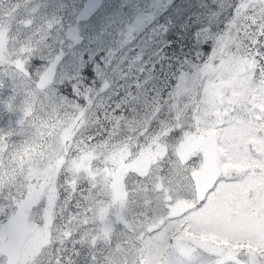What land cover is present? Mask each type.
I'll list each match as a JSON object with an SVG mask.
<instances>
[{
	"label": "trees",
	"instance_id": "1",
	"mask_svg": "<svg viewBox=\"0 0 264 264\" xmlns=\"http://www.w3.org/2000/svg\"><path fill=\"white\" fill-rule=\"evenodd\" d=\"M88 3L92 7L87 15L80 14ZM261 5L264 0H0V224L27 195L38 197L29 220L33 227L40 226L45 242L28 264L155 260L167 232L168 209L153 191L154 178H167L176 168L182 160L178 146H190V135L204 137V122L199 119L207 107L204 87L218 86V102L231 105L223 109L221 119L212 117L216 146L242 141L240 146L250 148L248 164L257 160L256 177L264 179V155L255 160L251 154L255 143L264 144V38L260 43L251 38L260 37L256 26L262 23ZM150 12L155 13L154 20L138 22ZM76 27L81 40L73 42L66 33ZM58 54L53 81L39 89V75ZM102 57L103 63H98ZM230 61L246 69L240 74L244 94L234 90L238 79L226 80L237 75L217 83L229 74L217 73L216 68ZM86 65H94L96 71L79 79ZM194 75L201 76L196 83ZM69 79L80 85L75 96L68 92ZM256 116L259 122L249 123ZM102 122L111 124V134L89 147L86 140L94 137L85 130L94 128L104 135L108 128L102 132ZM67 131L69 140L63 138ZM149 145L167 148V155L152 158L144 176L127 168L125 220L116 223L112 239L94 250L92 232L80 234L84 226L92 225V214H85L94 198L92 184L97 182L103 190L106 172L116 165L114 158L128 151L134 159L137 150ZM86 153L93 157V176L88 169L72 188L69 181L76 175L70 164ZM185 166L190 171L195 167ZM216 187H221L220 181ZM259 190L258 198L251 199L253 206L245 208L247 213L264 198V182ZM185 192L190 197L191 187ZM151 223L164 226L150 232ZM53 230L60 233L59 244L44 254ZM31 236L35 243V233Z\"/></svg>",
	"mask_w": 264,
	"mask_h": 264
},
{
	"label": "rangeland",
	"instance_id": "2",
	"mask_svg": "<svg viewBox=\"0 0 264 264\" xmlns=\"http://www.w3.org/2000/svg\"><path fill=\"white\" fill-rule=\"evenodd\" d=\"M92 7V6H91ZM90 8L86 7L82 11V15H86L88 10ZM132 28V27H130ZM74 31V37L77 38V27L73 30ZM3 34H1V37ZM224 47V46H223ZM225 50V47L223 48ZM238 72V75L236 78H228L227 76H220L217 83L221 84L226 78V80L229 79H238L236 82V86L234 90H239L241 94L245 93V86L244 81L242 78H240V74L244 73L246 69L244 68V65H241L240 67L236 64L234 66ZM216 72L218 73V69L216 68ZM201 76L197 77V75L193 76V81L198 82L200 80ZM209 89V87L203 88V96L205 100L206 90ZM259 121H256V119L249 120V123H257ZM238 124V123H236ZM237 131V129H236ZM238 132V131H237ZM204 135V134H203ZM191 137V138H190ZM189 138H187V142L190 147L193 149V152L198 155V158L195 160L197 163V168H200L202 160L207 159L209 162V166L207 167L210 172H213L216 175V172L220 171V168H222V171H225L226 177H239L241 180H243L242 183L238 182H229V181H220L221 185H225L223 187H217L213 192L209 194V198L212 200H220L223 207L227 210L230 217L239 224L240 228L247 232L248 235H242L236 238L235 240H229L225 244H221V241L219 239L213 240L211 239V234H202L199 232H194L191 227H179L177 230V233H179L181 230L185 233H191L202 240H205L206 243L212 244V245H219L221 247H227L231 245L233 250L237 253H241V256L237 258H231L234 261H236L239 264H247L251 259H255L258 262L264 261V250L259 249L258 245L254 243L253 241L256 239L254 233L258 232L262 226H264V198L259 199L258 205H256L252 210L248 213L245 210V208H249L250 206H253V203L251 202L252 198H258V196H254V188H258V178H255V175L257 173H242L241 171H244L245 166H253L252 162H249L248 159L243 157V154L245 152H242L240 148V143L242 141H237V146H232L227 143H225L221 149L217 147V149L214 151L208 143H204L203 145L199 146V142L202 140H206L208 135H204V137L199 136H193L190 135ZM232 138L236 137L234 135H231ZM63 138L65 140H69L71 138L70 132L67 131ZM156 147V146H155ZM152 147L147 146L144 149H140L138 152L135 153V158L131 159V154L128 151H124L123 156L117 158H114L115 166L108 169L106 172V175L108 176V180L105 178V181L102 185L104 186L103 190L100 189V186L97 184V182H94L92 184V195L93 199L91 201V204L89 205L88 212L85 213L86 215L92 214V225L90 227H83L80 234L85 233V231H91L89 236H93V242H94V250H97L96 247L101 246L102 242H105L107 238H109V230L115 229V225L112 226V219L116 216H121L123 214L125 203L122 205L120 201H117L115 199L116 192L119 191L122 194H124V176L127 168L131 167V169H137L140 165H143L146 160L149 158L150 154L157 157L161 149L159 147ZM257 156L262 157L264 155V146L259 144L255 147ZM222 151L224 152V156H222ZM217 153L219 154L220 162L216 163L217 160ZM90 153H86L84 155H81L77 158L75 162H71V167L74 166V170L72 171L73 175H76L72 179V181H69V186L72 188L76 187V180L77 176H81L83 178L90 169V174L93 176L92 173V155H88ZM186 156V153L183 155H180V158H184ZM137 160H142L143 162L138 163ZM218 166V167H217ZM236 169V174L228 172V170H234ZM203 171V170H202ZM201 171V172H202ZM47 174V173H46ZM45 174V175H46ZM103 176V175H102ZM45 178V177H44ZM42 179V182L44 180ZM93 178V177H92ZM79 179V178H78ZM254 179V180H253ZM262 182V181H261ZM45 185L49 186V183H46ZM107 186V189H106ZM46 191V187L43 186L42 193ZM102 192V195H100ZM29 193V192H28ZM186 194V192H184ZM38 197L27 195L25 199L21 202L24 204L25 211L23 213V216L26 220L27 225H29L28 230L26 233L22 235H16L13 236L12 234H9L7 231L4 232V240L3 243L5 245L8 244H15L17 247L14 250V256H16L19 259V264L22 261V264H28V259H32V255H36L41 251V245L44 243V236L41 234L42 229L40 226L33 227V222L29 220L31 218L30 211H35L36 207H34L33 202L37 200ZM19 202V203H20ZM206 203V201H205ZM33 205V206H32ZM187 206V204H185ZM35 208V209H34ZM101 209H103V217H101ZM43 210V209H42ZM191 215H195V212H191ZM47 214H50L47 211ZM190 218V217H189ZM188 219V218H187ZM9 218L0 224V226H7L8 225ZM86 223H89V220L87 219ZM182 224L186 225V222L183 220ZM96 226V227H95ZM95 231V232H94ZM35 233L36 242H32V236L31 234ZM79 234V235H80ZM248 237H251L247 239ZM253 239V240H251ZM37 245L35 249H29L26 247L27 245ZM168 245L165 247L167 248ZM175 246L171 247V251L174 249ZM251 248V250H250ZM3 253V252H0ZM126 253V252H125ZM124 253V254H125ZM159 253L164 254L163 251H160ZM253 253L255 254L253 256ZM159 254V255H161ZM158 255V256H159ZM156 256V261L154 264H163L162 259L160 257ZM195 256V255H194ZM94 258H92L93 260ZM118 259L113 260V264ZM96 262V261H94ZM197 263V262H195ZM126 264H130L129 262H126ZM166 264V262L164 263ZM168 264V263H167Z\"/></svg>",
	"mask_w": 264,
	"mask_h": 264
},
{
	"label": "snow or ice",
	"instance_id": "3",
	"mask_svg": "<svg viewBox=\"0 0 264 264\" xmlns=\"http://www.w3.org/2000/svg\"><path fill=\"white\" fill-rule=\"evenodd\" d=\"M260 7V18L262 23L256 26L260 31V37L251 36V38L255 40L256 43H260V39L264 38V5H261ZM233 14L235 15V9L233 10ZM154 19V12L142 14L141 17L137 18L139 23H143L144 20L152 21ZM197 31H199V26L197 28ZM211 43L212 41L209 40L203 46L205 47V49H208ZM170 46L171 45H169V47ZM17 63L19 66L23 67V63L21 61H18ZM98 63H103V60H99ZM95 71L96 68L94 65H86L85 68L80 70L81 75L79 79H82L83 75L86 72L95 73ZM218 71H221V73L227 71L229 77L238 75L236 68L233 66V62L231 61ZM262 71H264V69H262ZM65 83L67 85L68 92L71 95L75 96L77 88L80 87V85L77 83V79H69L65 81ZM46 84L47 81H42L41 86H46ZM63 87L64 84H61V88ZM218 93L219 87L215 85H210L209 89L206 90L205 101L207 107L199 117V119L203 120L204 122V128L201 130L204 135L211 136L213 134L212 130L215 127V120H213L212 117H215L216 120L221 119L224 115L223 109L225 107L231 106L230 104L222 105L221 103H219ZM261 95L262 97H264V93H261ZM217 109H220V111H217ZM231 122L232 121L230 119L229 123ZM221 131H223V129H221ZM185 163L186 162L183 161L178 162L176 168L174 170H170L167 178H154L153 191L159 193V199L164 205V207L168 209L169 214L172 212L175 203L184 202L182 197L185 190L189 187H191V199L193 201L200 199V190L195 187L193 176L199 175L200 171L209 166V162L207 159H203L200 168H198L195 172L190 171L185 166ZM115 199L117 201H120L122 205L126 202L125 195L119 191L116 192ZM15 207L17 210L14 211L13 214L9 217L8 225L0 226V252L7 251L10 257L9 264H16V261L14 259V250L17 246L15 244L5 245L3 243L4 232L7 231L9 234L16 236L26 233L29 228V225H27L26 220L23 216L24 204L18 203ZM103 211L104 210L101 209V217H103ZM190 211L195 212L196 214L190 216L185 226L191 227L194 232H199L202 234H211L210 238L213 240L219 239L221 241V244H225L229 240H235L239 236L248 235V233L244 232L240 228L239 224L230 217L220 200L210 199L207 193L204 194V199L201 200L200 204L194 205L193 209H191ZM178 227V225L169 224L168 230L176 233L174 238L177 240V245L175 247L180 249L182 247L184 233L182 232V230L177 233ZM253 235H255L256 237L253 242L258 245L259 249L264 250V226H262L261 229ZM215 252L219 258L214 262V264H237L236 261L231 259L235 256V252L231 245L227 247L216 248ZM254 255L255 254L253 253V256ZM146 264H154V261H148L146 262ZM185 264H195V261L194 259L190 258L188 261L185 262ZM247 264H264V261L258 262L255 259H251L249 262H247Z\"/></svg>",
	"mask_w": 264,
	"mask_h": 264
},
{
	"label": "flooded vegetation",
	"instance_id": "4",
	"mask_svg": "<svg viewBox=\"0 0 264 264\" xmlns=\"http://www.w3.org/2000/svg\"><path fill=\"white\" fill-rule=\"evenodd\" d=\"M179 211H181L179 209V207L177 205H174L172 213L170 214L168 220L164 223V225H166L165 229L167 230L165 236H167L170 233H173V231L168 230V225L172 224V225H178L179 227H185L183 225L179 224ZM120 220H125L124 216H116L115 218L112 219V226L115 225V229H110L109 230V239H112L113 236L115 235L116 231H117V225L116 223ZM158 220L153 221L152 223H154L153 225L157 224ZM152 223L149 225V227H147V230H149L150 232L153 231H158L161 229L162 226L159 227H152ZM182 223V222H181ZM178 227V228H179ZM177 228V230H178ZM176 235V233H174ZM170 246V243L167 241V239H163L161 245H160V250L162 248H165L166 246ZM177 245V240L175 243V246ZM211 245V249L210 252L205 253L201 250H199L198 248H196L194 245H192L191 243L187 242L185 240V237L183 238L182 241V247L180 249H178L177 247H174V249L168 253L165 254H157L158 257H160L162 259V263L164 264L166 262L169 264H185L186 261H188L190 258L194 259L195 264H213L216 261V252H215V245ZM195 255V256H194ZM156 259V256H155Z\"/></svg>",
	"mask_w": 264,
	"mask_h": 264
},
{
	"label": "clouds",
	"instance_id": "5",
	"mask_svg": "<svg viewBox=\"0 0 264 264\" xmlns=\"http://www.w3.org/2000/svg\"><path fill=\"white\" fill-rule=\"evenodd\" d=\"M103 59V57L101 58ZM206 59V58H205ZM65 92H61L60 95H64ZM162 99H163V95H162ZM163 107V106H162ZM107 127L108 128V133L104 134V135H99L96 130L94 128H87L85 131L87 132L88 135H92L94 137L93 140L91 141H87L86 140V136H85V140L87 142V145L90 147L93 143H101L104 139L108 138V135L111 134L112 131V126L111 124H107L106 122H102L100 125L101 131L103 132V129ZM140 133H136V135L138 136ZM76 140L80 139V136L78 135L77 137H75ZM11 211V209H9V212ZM8 213H5V215L7 216ZM58 225L54 222L53 224V229H55ZM59 236L60 233L56 232L55 230L52 231V235H51V239H50V243L47 245L43 246V253L46 254L50 251H53L54 249H56L57 245L59 244ZM9 255L7 253V251L0 253V264H9ZM14 259L16 261V264H19V259L14 256Z\"/></svg>",
	"mask_w": 264,
	"mask_h": 264
},
{
	"label": "water",
	"instance_id": "6",
	"mask_svg": "<svg viewBox=\"0 0 264 264\" xmlns=\"http://www.w3.org/2000/svg\"><path fill=\"white\" fill-rule=\"evenodd\" d=\"M53 78V70L48 69L40 78L38 86L42 88L41 83L42 81H47V84L52 80ZM44 87V86H43ZM196 184L198 186V189L200 190V196L203 194L205 190H207V183L203 185L201 181L199 180V177H195Z\"/></svg>",
	"mask_w": 264,
	"mask_h": 264
}]
</instances>
